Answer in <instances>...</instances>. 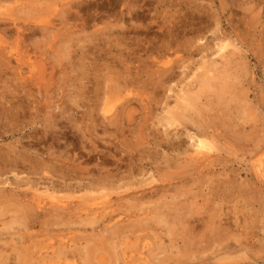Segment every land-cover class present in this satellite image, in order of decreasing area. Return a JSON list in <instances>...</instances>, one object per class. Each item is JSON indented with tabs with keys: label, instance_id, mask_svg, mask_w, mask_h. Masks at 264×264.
I'll use <instances>...</instances> for the list:
<instances>
[{
	"label": "rangeland",
	"instance_id": "obj_1",
	"mask_svg": "<svg viewBox=\"0 0 264 264\" xmlns=\"http://www.w3.org/2000/svg\"><path fill=\"white\" fill-rule=\"evenodd\" d=\"M55 1L68 11L67 24L51 8ZM55 1L43 7L54 25L27 32L24 44L15 45L17 26L3 22L14 56L0 55V152L39 158L50 171L35 174L27 163L0 175V226L12 220L17 199L39 195L47 206L27 243L33 263L63 237L102 248L103 225L77 224L78 215L81 204L109 193L106 211L128 225L150 224L138 235L161 236V258L171 263L264 264V0ZM224 43L231 46L221 51ZM24 51L17 68L15 55ZM210 62L218 82L188 112L195 125L169 127L181 88L198 93L196 75ZM197 132L214 137L206 158L195 155ZM106 177V185L97 182ZM150 188L158 194L133 200ZM50 196L75 204L72 221L61 211L66 219L48 222ZM134 239L127 252L139 256L145 241Z\"/></svg>",
	"mask_w": 264,
	"mask_h": 264
},
{
	"label": "bare ground",
	"instance_id": "obj_2",
	"mask_svg": "<svg viewBox=\"0 0 264 264\" xmlns=\"http://www.w3.org/2000/svg\"><path fill=\"white\" fill-rule=\"evenodd\" d=\"M54 1L53 0H0V55H1V57L3 55H5V56L9 55L11 58L14 56L11 53V51L8 49L9 48L8 47V41L5 38L6 37L5 35H8L7 34L8 29L5 27V24H8V22H10V23L12 22V24L15 27L17 26L16 33H14L15 39H16L15 45L19 46L20 43L23 41V39L27 37V32H31V31L33 32L37 27L42 26V25H54V18H52L50 14H47L43 8V7L47 6L46 4L48 2L50 4V3H53ZM64 1L65 2H62L61 7L62 6L63 7L70 6V4H71L70 0H64ZM60 4L56 3V1H55V3H53L50 6L54 12L59 13L57 16L59 18L60 24L63 25V23L67 24L65 22H67L69 20V17L64 16L65 14H63V13H65L67 10H65V12L62 11L63 9L60 10ZM76 6H78L77 3H76ZM58 7H59V10H58ZM41 11L42 12L44 11L45 13L43 12V14H42ZM251 11H253V10H251ZM66 14L69 15V13H66ZM18 21H22L24 23V25L18 26V24H17ZM3 22H5V24ZM59 22L57 24H59ZM7 38H9V37H7ZM229 46H231V43H224L220 46L219 49L222 51ZM27 52L28 51H24V52H21L20 54L15 55L16 56L15 57L16 62L18 63L17 68H20L22 66L23 61L26 59V56H24V54H26ZM212 62H214V61H212ZM212 62H210V64H208L207 66L203 67V72L196 75L197 76L196 77V84H197V86H199L198 90H196L197 92L199 91L198 93H196V92L193 93V91L191 89H185L186 84H185V88L183 87L184 89L181 88L182 89L181 92L179 91L181 94L176 97L177 100H176L175 106L173 105L172 108L167 111L168 117H167L166 121H167V124L169 125V127H173L175 125L181 126L183 124H185L183 126H186L187 122L190 124L193 123V125H195V123L192 120L193 118L191 119V117L188 116V112L189 111L192 112V110L197 106V104H199L197 101L201 99V95L204 94L203 92L212 89L213 87L216 86V84L218 82L217 75H216L217 68H216V65L214 64L215 62L214 63H212ZM33 64H34V62H33ZM32 70L33 69H31V72H32ZM30 79H32V78H30ZM191 82H193L194 84H192ZM191 82L188 84H191V86L196 85L194 81H191ZM214 84H215V86H214ZM188 86H190V85H188ZM192 88H194V87H192ZM195 88H197V87H195ZM220 88H222L221 85H220L219 89ZM223 88L226 89L225 86ZM220 92H222V90H220ZM200 93H202V94H200ZM5 95H6V93H5ZM202 97H203V95H202ZM196 108H199V107H196ZM198 132L196 133V135L200 134ZM202 133H204V132H202ZM196 135H194V136L191 135L192 139H195V141H196L194 144L195 155L196 156L203 155V157L206 158L207 157L206 152L214 149V146H213L214 143L213 144L210 143V140L212 142V139H214V137L211 136L212 139L208 140L209 138H207L203 134L199 135V136H196ZM6 152H8V151H6ZM19 154H22V153H19ZM19 154L15 153V155H12L10 153L4 154V153L0 152V165H2V166H0V175H2L4 172H6L8 167L15 169L19 166H26L27 163L30 165V169H33L32 171L35 174L39 171V169H41V171H43V172L47 171L49 169L48 168L46 170V166L44 164L39 163V160H40L39 158L34 159V157L33 158L30 157V155H28L26 153H25L26 155H19ZM197 160L199 161L200 159H197ZM201 161L203 162V160H201ZM205 161L203 163H205ZM195 162H196V160H195ZM263 164H264V161H261L260 166H263ZM49 171L50 170H48L47 172L49 173ZM42 175H43V173L41 174V176ZM45 176H42V177H45ZM107 180H108L107 177L106 178H98L97 182L99 184L106 185ZM16 187H18V186H16ZM66 188H68V187H66ZM57 190H59V189H57ZM164 190H165V188H164ZM156 192L158 194L157 189L150 188L148 190L145 189V190L141 191L140 194L136 193L135 195H133V194H131V195H133L132 196L133 200L137 199V201H138V200H141V198H143L145 196V194L147 195V193H150L151 195H153ZM7 193H9V192L7 191ZM15 194H17V193H15ZM18 195L23 196V197L27 196L26 192H21V191L19 192ZM109 196H110L109 193H105L104 195L102 194L101 195L102 201L100 203H93L94 206H97L96 208H93L94 207L93 205L90 206L87 204L85 206V205L81 204L80 206L83 207L82 210L85 211V215L83 216V214H81L82 211L80 210L81 211L80 214L79 213H78L79 215L77 214L79 216V221L77 224L89 225L91 227V226H95L96 224L101 223L100 225L101 226L103 225V228L101 227V229L104 230V231L102 230L103 233L106 232V234L108 233L107 235H109V236L107 237L106 241H103V243H101L100 245L105 244V242H106L105 246L106 245L109 246L107 241L111 240L110 246H109L110 248L105 247L103 245H102L103 246L102 248H89L90 246L89 247L86 246L87 243L84 246H82L81 244L80 245L78 244L79 245L78 246L77 240L75 238L63 237L61 239L58 238L59 240L56 239L57 241L55 243H51L50 245H48L46 248L47 250L45 252L46 255L45 254H44L45 256L41 255L40 258L35 263L32 262L33 261L32 259H34V256L32 255L33 254L32 249L34 248V250H35V247L32 248V246H29V245H31V244H29V241H31L33 239V237H35V236H33L34 234L31 233L30 231L35 226L38 219H40L42 217H44V219H45V216H46L45 211H46L47 204L46 203L44 204L43 200L41 199V197L39 195L36 196L35 198H33L32 203H27V204H24V201L22 202L20 199H17L16 200V206H15L16 210L14 211L13 215L10 214V216H13V217H11L12 220L9 223H8V221H7V223L5 222L4 226L1 225V226H3V228H1V226H0L2 231L3 230L9 231L11 229L15 230V232L12 231V233H10V231L7 232L9 236H6V237H5L6 234L5 235L3 234L4 232L3 233H2V231L0 232V264H32V263L33 264H174V262L173 263L170 262L171 258H161L162 252L164 251V245H165L164 244L165 242H162L161 236L158 235L156 237V235H153V233L155 234V232H153L152 233L153 236H151L152 240H150L149 236H147V235L146 236L145 235H143V236L138 235V232H142V231L145 232V229L146 230L149 229L150 228L149 226H151L150 224L147 223L149 226L147 225L146 226L147 228L144 227L145 229H143V227L138 226V223L141 224V221H143V220L140 218L138 220V218H136V219H134V221H130V222H133L131 225L130 224L128 225V224L122 223L123 222L122 219H116V217H112L111 212L106 211V210H108L107 208H112L110 206H107V205L113 203L112 200L109 198ZM51 198H52L51 204L53 205L52 206L53 208H52V210H50L51 208H49L50 213L48 214L49 216H47V217H49V219L47 218L48 222L50 221V217L52 218V221H53V217H56L55 219H66L67 216L66 215L62 216L61 211H63V213L68 212L69 213V215H68L69 220L72 221L74 216L70 215V210L73 207L72 205H75V204H72V202H69V201H65L63 198H58V197H53V196ZM14 199H16V198H14ZM123 199H126V198L121 197V198H118L117 201H121V200L123 201ZM8 203L7 204L9 206L10 202H8ZM84 203H86V202H84ZM98 205H103V206L101 208H99ZM6 207H7V205H6ZM10 207L14 208L13 205L12 206L10 205ZM113 209H114V207H113ZM49 210H47V212ZM112 212H114V211H112ZM53 213H56V215H53ZM115 213H116V211H115ZM127 213H128V211H127ZM124 214L126 215V213H124ZM128 216L129 215H127V217ZM125 217H124V219H125ZM129 218L130 217L127 218L128 221L130 220ZM131 218H132V215H131ZM44 219H41V220H43V225H44V222H47ZM147 220H149V218H147ZM187 220H189V219H187ZM163 221L164 220L160 219L159 221H156V223L161 224V223H163ZM56 222H58V221H56ZM136 222H137V224H134ZM67 223L69 225L70 222H67ZM156 223H155V225H156ZM70 224H72V222ZM74 224L72 226H74ZM119 224L120 225L125 224L127 226L126 227L121 226L119 229V227H118ZM62 225H64V224H61V226ZM162 225H164V223ZM65 228H67V227H65ZM98 228H100V227H98ZM77 231H79V230H77ZM108 231H110V232H108ZM150 231H152V230H150ZM100 232H101V230H100ZM168 232L169 231L167 230V233ZM136 233H137V235L135 236ZM157 233L160 234L159 232H157ZM165 233H166V231H165ZM82 234H84L83 231H82ZM86 237H88V236H86ZM134 237H136V240L134 239L135 242H139L140 240L145 241L143 245H142L143 242H140V244H139V245H142L143 249H145V252H140L139 256L136 254H133L132 252H129V253L127 252V246L131 242V239ZM100 238H102V237H100ZM78 239H80V237ZM84 239L81 238L80 240H84ZM87 240H85V242H87ZM95 240H98V239L96 238ZM95 240H94V242H95ZM147 240L151 241V242L149 243ZM31 243L33 244V242H31ZM89 243H90V241H89ZM219 246L221 247V245H219ZM228 247H230V246H228ZM170 248L167 249V246H166L165 249H167V251H169ZM221 260H222V258H221Z\"/></svg>",
	"mask_w": 264,
	"mask_h": 264
}]
</instances>
